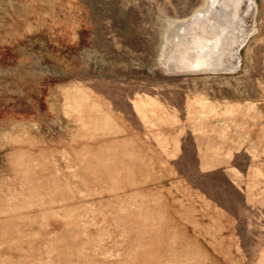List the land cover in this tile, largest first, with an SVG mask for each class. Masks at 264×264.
Wrapping results in <instances>:
<instances>
[{
    "label": "rangeland",
    "instance_id": "374dc122",
    "mask_svg": "<svg viewBox=\"0 0 264 264\" xmlns=\"http://www.w3.org/2000/svg\"><path fill=\"white\" fill-rule=\"evenodd\" d=\"M218 1L0 0V264H264V0Z\"/></svg>",
    "mask_w": 264,
    "mask_h": 264
},
{
    "label": "bare ground",
    "instance_id": "6f19581e",
    "mask_svg": "<svg viewBox=\"0 0 264 264\" xmlns=\"http://www.w3.org/2000/svg\"><path fill=\"white\" fill-rule=\"evenodd\" d=\"M218 4L221 6H223V7H226L228 10H229V13H234L235 12V9L233 10V7L235 8V6L237 5V3H232V1H228V0H220V1H218ZM218 5V6H219ZM219 8V7H218ZM215 11H217V9L216 10H214L213 12H212V14H211V16H213V14H214V12ZM218 12V14L221 12V11H217ZM223 12V11H222ZM225 12V11H224ZM217 14V13H216ZM217 14V15H218ZM223 14V13H222ZM227 15V14H226ZM234 15V14H233ZM202 16V15H201ZM201 16L199 15V14H197V16L195 15L193 18L196 20V19H199V18H201ZM211 16H210V18H209V20L210 21H213L212 19L213 18H211ZM224 17V16H223ZM203 18V17H202ZM235 19V18H234ZM207 21V20H206ZM229 22V21H228ZM208 23V22H207ZM195 24V23H194ZM200 24V23H199ZM198 24V25H199ZM234 24V23H233ZM221 25V24H220ZM220 25H218L219 27H218V29H217V31L215 32V35L213 36V37H211V34H212V31L210 32V30H212L211 28L213 27V23H211L210 24V29H209V32L207 33V35H200V37H193V39L195 40V42H197V44H196V47L194 48V49H196V51H195V54L197 55V57H199L200 55H202V54H207L206 52H208L207 50H212V52H213V50H214V45H216L217 43H220L222 40H224V39H226L227 38V36H229L228 34H225V33H227L225 30H224V28H221V26ZM190 26V25H189ZM207 26V25H206ZM215 27H216V25H214ZM205 27V26H204ZM193 28V27H192ZM197 28V27H196ZM233 28H235V26L233 27ZM241 28V27H240ZM191 29V28H190ZM195 29V28H194ZM200 29V28H199ZM232 29V28H231ZM236 29H237V26H236ZM235 29V30H236ZM189 31V30H188ZM190 33V32H189ZM199 34V33H198ZM230 34V33H229ZM236 34H238V33H236ZM197 35V34H196ZM210 35V36H209ZM239 35V34H238ZM243 37H244V35H242ZM237 37L238 39H236V45H235V47H237V49H235L234 48V51H233V53L235 54L236 52L238 53L239 52V48H240V46H241V44L238 46L237 44H239L240 42L242 43L244 40H243V37ZM205 38V39H204ZM210 38V39H209ZM218 39V41H220V42H217L216 44H212V43H215L216 41H211L212 39ZM233 39V38H232ZM226 41V40H225ZM208 42L210 43L208 46H209V48L208 47H206L207 46V44H208ZM226 43V42H225ZM222 45V44H221ZM220 45V46H221ZM219 46V47H220ZM220 49V48H219ZM210 52V51H209ZM202 53V54H201ZM217 53V52H216ZM193 55V54H192ZM227 55V54H226ZM191 58V57H190ZM197 60V59H196ZM188 61V60H187ZM198 62V63H197ZM194 65H191V64H188V65H185L184 63L183 64H181L180 66H178L177 68H179V69H188V70H190V71H194V70H202V69H205V70H217V69H223V70H225V69H233L234 67H235V65H234V63H233V65H231V66H228V67H225V68H223L222 67V65H224V64H219V65H215L214 67L212 66V65H209V63H207L208 62V60L205 58V56H202V57H200V59H199V61H197ZM188 63V62H187ZM189 63H191V62H189ZM213 64V63H212ZM232 64V63H231ZM174 66H176V65H174ZM173 66V67H174ZM226 71V70H225Z\"/></svg>",
    "mask_w": 264,
    "mask_h": 264
},
{
    "label": "water",
    "instance_id": "95a60500",
    "mask_svg": "<svg viewBox=\"0 0 264 264\" xmlns=\"http://www.w3.org/2000/svg\"><path fill=\"white\" fill-rule=\"evenodd\" d=\"M244 40V39H243ZM242 45V44H241Z\"/></svg>",
    "mask_w": 264,
    "mask_h": 264
}]
</instances>
